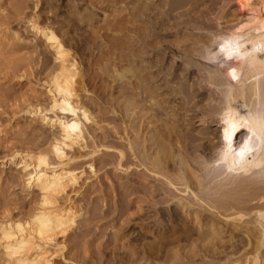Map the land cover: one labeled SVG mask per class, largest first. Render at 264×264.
I'll list each match as a JSON object with an SVG mask.
<instances>
[{"label": "rangeland", "instance_id": "1", "mask_svg": "<svg viewBox=\"0 0 264 264\" xmlns=\"http://www.w3.org/2000/svg\"><path fill=\"white\" fill-rule=\"evenodd\" d=\"M142 3L146 9L142 8ZM149 5V0H0V31L4 38L0 48V129L4 135L0 138V218L26 215L36 206L35 193L27 196L17 177L15 164L18 158L11 162L7 154L43 148L55 134L52 130L40 128L25 112L28 110L27 104L32 101L46 102L45 85L41 81L54 66L51 52L43 49L41 40L31 37L26 28L27 21L32 19L40 24H53L57 36L69 49L70 55L74 56L87 80V91L82 93V101L91 111L93 121L86 124L85 147L73 153L74 159L68 165L83 172L82 178L86 182L76 195H71L80 209V215L74 228L59 239L64 247L54 257V264H232L234 260L244 264L246 253L253 250L254 246L246 247L245 243L254 238V231L246 226L252 225L253 216L249 214V209L258 204L255 197L264 195V180L257 188L247 185L249 190L238 189V192L227 184L225 175H218V168L211 166L206 170L200 166L199 155L210 159L214 153L209 150L200 152L199 148H195L198 141L195 143L192 139L198 135L197 130L204 131H199L202 135L213 127L215 122L206 121L207 116H203L202 111L210 112L216 103L205 99L210 89L204 83L197 90V67L192 65L185 72L181 59L176 57L171 63V53L164 51L165 46L172 49L179 46V50L186 48L185 51H189L186 53H191L193 48L200 46L198 42L203 36L189 26L176 28L174 24L172 28L166 23L170 27L167 28L163 23L158 25L161 22L158 20L154 22L155 25L151 22L152 27L148 28V22L144 23L138 15L141 11L150 15ZM230 5L228 12L234 7ZM194 23L195 26L216 27L213 21L200 17ZM219 25L223 26L225 22ZM142 37L146 42L149 40L151 45H148L149 42L143 43ZM128 65L136 72H133L134 76L127 73L130 81L115 83L112 79L114 71ZM135 74L144 75L140 80L141 85H151L153 89L156 85L155 90L159 95L152 103L136 101L133 95L119 97L124 88L130 93L138 91L133 88V84L140 83ZM166 80L172 81L170 86L175 90L170 95L164 92L165 89L171 90L170 86L164 88ZM195 90L198 93L194 95ZM211 97L218 99L216 93H212ZM183 100L184 106L178 105ZM195 103H198V107ZM155 104L156 108H153ZM161 107L162 116L155 115L154 109ZM164 113L169 116L165 117ZM144 124L168 136L166 141L172 142L171 148L176 154L172 159L174 163L171 160L159 170L157 166L148 164L150 162L144 160L143 156H140L142 159L136 156L129 144L136 141L140 151L141 143L149 144L141 139L144 135L140 128ZM181 140L187 143L184 149L180 148L184 143ZM179 149L182 150L181 156H178ZM182 158L192 172L199 170L196 173L202 174L198 179L202 186L198 184L196 187L193 176L194 180H189L196 195L184 193L185 180L179 176L177 161ZM185 164L181 168L190 172L191 168ZM212 174L218 178L212 179ZM218 179L221 180L220 185L226 182L227 190L225 184H222V189ZM215 188L220 189L217 192ZM222 190H226L225 193ZM240 196L245 199L244 202ZM246 198L255 200L249 202ZM224 200L228 202L227 205ZM238 201L240 205L244 203L241 212L245 215L240 221L229 220L226 223L224 216L238 209L228 204L238 205ZM225 206L227 209H224ZM260 251V258L261 255L263 257L261 262H264V246ZM2 257L0 249L1 261Z\"/></svg>", "mask_w": 264, "mask_h": 264}, {"label": "bare ground", "instance_id": "2", "mask_svg": "<svg viewBox=\"0 0 264 264\" xmlns=\"http://www.w3.org/2000/svg\"><path fill=\"white\" fill-rule=\"evenodd\" d=\"M149 1V10L151 16L146 15L147 13H145L144 10L143 12L145 14L140 10V15H138V17H141L139 19H141L144 23L148 22V26H150L148 28L152 27V24H150L151 22L154 23L156 20H158L161 21H157L159 23L158 25H160V23L165 25L167 23V25L172 28L174 24L177 26L176 28H179L178 26L180 25L189 26L195 31H200V34L203 36V39L199 37L202 39L198 42L200 46L195 42L199 47L197 49H191L196 53L192 51H190L191 53H186V51H188H185L186 48H183L184 50L182 49V52L179 50V46H175L177 48L174 49L166 46L164 47V51L168 50L171 53V63H173L172 61H174L176 57L181 59V64H183L184 71H187V68L192 65L193 67H197V80L195 85L197 84L198 88L196 86L195 88L199 90V87L202 86L201 84L204 83L205 87L210 89L207 98L205 99H209V101L214 100L216 103V106H214L210 112H206L209 110L202 111V115L207 116L206 121L209 119V122H215L213 127L210 126L211 128H207L208 130H205L206 133H202V135L199 133L204 131L197 130L198 135H195V138L192 137L194 139L191 138L195 141V143L198 141V144L195 146V148H199L201 150L200 152L209 150V152L214 153L213 157L210 159H205L206 157L204 158L202 154L199 155L201 158L199 162L200 166L206 170L211 166L215 169L218 168V175H225L224 178L227 184L232 186V188H235L237 191L238 189H247V185L257 188V185H259V183L264 180V0ZM230 4H233L234 7L230 12H228L227 8L232 6ZM139 5L140 4L138 3V6ZM142 6L143 9H146L144 8L143 3ZM226 12L229 13V15H226ZM199 17L205 18L208 21H213L216 24V27L195 26L194 22L199 19ZM221 22H225V25H219ZM169 26H167V28ZM161 27H159V29ZM26 28L30 32L31 37L34 39H39L43 42V49L51 52L54 66L51 67L52 69L49 70L45 76V79L43 78L41 81L42 84L45 85L43 90L47 97L46 102L39 100L32 101L31 103L27 104L29 111L26 109L25 112L32 121H35L40 125V128L52 130V132H55V134L49 138L46 143L47 145L43 148L18 150L7 154V157L11 162H14L16 158H18V161L15 164L17 169V177L21 180L23 191L27 196L35 193L36 206L26 215H6L0 218V249L3 255V259L2 261L0 260V264H54V257H56V254H58L64 247L63 242L59 241V239L65 237V235L74 228L77 218L80 215V209L72 199L71 195H76L86 181H83V172H80L74 168H70L68 165L74 159L73 153L76 150L85 147L86 124H92L93 119L92 113L88 106H86V104L82 101V93L87 91V80L81 73L78 62L75 60L74 56L70 55L69 49L62 42V39L57 36L54 25L50 23L40 24L36 22V20L34 21L31 19L27 21ZM162 28L164 29L166 27ZM176 28L174 27V30ZM16 33L17 32H15L14 35ZM2 36L3 33L0 31V48L4 44V38H2ZM142 39L141 41L145 43L146 39ZM198 40L199 39L196 41ZM149 43L150 44L148 45L150 46L151 42ZM222 49L225 50L222 51ZM230 55L232 58H229ZM124 67L125 68L121 70L116 69L114 71L115 75H112V79L115 81V83L119 81H121V83H125L126 80L130 78V75L134 76L133 72L135 71H133L134 69L131 65ZM233 71H235L236 79H233ZM127 73H130V75L128 76ZM135 76L140 81L144 75L135 74ZM170 84H172V81L166 80L163 86L164 88H167L170 86ZM192 85L194 84H191V86ZM150 86L151 85H141L140 81V83L133 84L134 90L136 89L138 91H132L133 93H130L127 91L128 89L124 88L121 89L119 97L123 95V97L127 95H133L136 97V101L143 100V102L151 101L152 103V100H154L159 94L156 93V85H154L155 89H153L154 87L151 88ZM169 90L165 89L164 92L168 94L175 92L173 88H171L170 92H168ZM196 92L198 93V91L195 90L194 95ZM212 93H216L218 95L217 100L212 99ZM145 99H148V101ZM170 99H172V97ZM172 100L174 101V99ZM184 103L185 100H183V105L181 103L178 104L177 102V104L181 106H184ZM156 104L153 108H156ZM174 104L175 103H173V106ZM195 104L197 105L198 103ZM189 105L187 106L190 107ZM176 106L177 105H175V107ZM196 107H198V105ZM196 107H194V109H197ZM150 108H152V106ZM181 109L184 110V108ZM154 110L156 111L155 115L161 114L162 116V107L161 109L157 108ZM199 111L201 112V110ZM172 112L173 111H171V113ZM165 114L166 113H164V116ZM166 121L163 123L166 124ZM203 127H205V125H203ZM140 129L143 131L142 134L144 135L141 139H143V142H149V144L141 143L142 149L140 151L137 142L135 141V143L132 141L129 145H131L133 152L138 157L143 156L144 160H148L150 162L148 164L157 166L159 170L160 168H165L166 164L173 159L174 155H176L175 151L171 148L170 143L172 142L169 143V141H166V137L168 136H163L160 130L159 133H157L156 129L150 128L149 124H144V127ZM232 133L233 136L231 141L233 140V142L230 143L229 140ZM3 136V132L0 129V138ZM165 142H168L166 144L167 146H165ZM190 143L188 145H190ZM193 143L194 142H192V144ZM237 143V148H239L238 150L231 146V144L235 145ZM186 145L187 143L185 144V142L181 143L180 148L182 147L184 149V146L186 147ZM245 145L251 147L253 151L248 156H246L243 161H241L239 155L234 156L233 152L239 153L240 149ZM177 152L178 156H181L182 150L179 149ZM226 154L227 158L225 159ZM120 156H122L121 152ZM189 156L191 155L189 154ZM249 157L251 158L249 159ZM177 161L179 162L178 166H180L178 171L179 176L181 175V179L185 180L184 193L191 192L192 194L196 195L197 193L195 192L194 188H191L190 185L192 183H190L189 180L194 177L196 179L197 187L199 184L198 179L199 177L201 178L202 174L196 173L199 170H194V172H192V168L187 166V163L185 164L186 161L183 158ZM182 164H185L187 167L191 168V171L188 172L189 169L186 171L184 168H181ZM230 168H233L234 170L229 171ZM90 169H92V167ZM213 174L211 177L212 179L213 177H217L213 176ZM211 178H209V182ZM181 179L179 180L181 181ZM215 180L214 182H216ZM226 182H223L222 184H225ZM199 185L202 186V184ZM226 187L227 186L225 184V188ZM232 188L230 187V189ZM215 189L217 190V188ZM219 189L220 188H218V190ZM255 199L257 200L256 202L258 204H253V201L252 204L256 206L249 209V214L253 216V221L250 219L252 221V225L246 226L248 230L254 231V238L246 240L247 242L245 243L246 247L249 245L254 247L251 253H246L243 262L244 264H264L263 261V263L261 262V258L263 260L262 255L260 258V250L261 247L264 246V195L256 196ZM241 200L244 202L245 199L242 198ZM247 200L249 202L252 201L249 199ZM225 201L226 200H224V202ZM226 203L228 202L226 201L225 204ZM231 204H228V206H234L238 209H236V212L234 211L235 213L224 216L225 222L229 220H242V217L245 215L244 212H241V209L243 210L245 207L244 203L240 205L238 201V205ZM226 207L227 206H225L224 209H227ZM199 224L200 223H198V225ZM237 225H239V223H237ZM232 264H240V260H234Z\"/></svg>", "mask_w": 264, "mask_h": 264}, {"label": "snow or ice", "instance_id": "3", "mask_svg": "<svg viewBox=\"0 0 264 264\" xmlns=\"http://www.w3.org/2000/svg\"><path fill=\"white\" fill-rule=\"evenodd\" d=\"M225 49H222V51H224ZM229 58H232L231 55L229 56ZM233 79H236V75H235V71H233ZM253 151V149L251 147H248L247 145H245L244 147H242L239 151V153H235L233 152V155H239L241 161L244 160V158L246 156H248L251 152ZM227 158V154L225 155V159ZM233 168H230L229 171H233Z\"/></svg>", "mask_w": 264, "mask_h": 264}]
</instances>
